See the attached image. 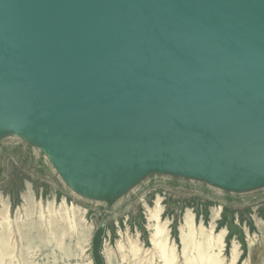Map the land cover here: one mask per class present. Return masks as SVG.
Wrapping results in <instances>:
<instances>
[{"label": "water", "instance_id": "95a60500", "mask_svg": "<svg viewBox=\"0 0 264 264\" xmlns=\"http://www.w3.org/2000/svg\"><path fill=\"white\" fill-rule=\"evenodd\" d=\"M69 185L264 182V0H0V135Z\"/></svg>", "mask_w": 264, "mask_h": 264}, {"label": "rangeland", "instance_id": "374dc122", "mask_svg": "<svg viewBox=\"0 0 264 264\" xmlns=\"http://www.w3.org/2000/svg\"><path fill=\"white\" fill-rule=\"evenodd\" d=\"M0 264H264V182L230 189L148 170L114 195L88 196L43 144L6 132Z\"/></svg>", "mask_w": 264, "mask_h": 264}, {"label": "bare ground", "instance_id": "6f19581e", "mask_svg": "<svg viewBox=\"0 0 264 264\" xmlns=\"http://www.w3.org/2000/svg\"><path fill=\"white\" fill-rule=\"evenodd\" d=\"M162 239V232L161 231H157V233L153 236V243L155 244V246H160V243Z\"/></svg>", "mask_w": 264, "mask_h": 264}]
</instances>
